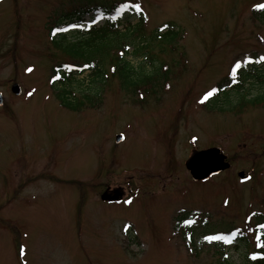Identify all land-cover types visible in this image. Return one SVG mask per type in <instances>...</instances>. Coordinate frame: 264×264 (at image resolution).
Masks as SVG:
<instances>
[{
  "label": "rangeland",
  "instance_id": "rangeland-1",
  "mask_svg": "<svg viewBox=\"0 0 264 264\" xmlns=\"http://www.w3.org/2000/svg\"><path fill=\"white\" fill-rule=\"evenodd\" d=\"M112 1L143 7L146 34L180 28L178 52L152 47L172 70L170 87L143 100L111 80L102 104L75 114L49 84L51 69L66 59L51 31L85 0H0V264H217L207 237L234 230L248 245L225 252L244 264L263 253L255 221L264 220V104L250 102L242 114L218 109L251 100L264 85L251 80L241 92L204 97L233 86L225 82L234 78L232 65L255 52L264 58V26L251 21V8L264 0ZM85 26L60 31L74 39ZM16 82L20 97L12 95ZM117 134L125 137L119 145ZM214 146L231 169L194 182L185 163ZM107 187L124 188L133 203H102ZM182 213L190 233L177 222Z\"/></svg>",
  "mask_w": 264,
  "mask_h": 264
},
{
  "label": "trees",
  "instance_id": "trees-1",
  "mask_svg": "<svg viewBox=\"0 0 264 264\" xmlns=\"http://www.w3.org/2000/svg\"><path fill=\"white\" fill-rule=\"evenodd\" d=\"M135 4L138 3L85 0L83 6L72 4L67 15L64 14L63 19L57 20V25L51 31L55 32L52 42L65 53L66 59H60L52 68L53 76L50 86L62 107L77 113L85 106L93 107V105L102 104L103 93L111 80L120 83L122 89L134 98L139 97L143 100L151 99L152 96H157L158 93L170 87L169 80L173 76L172 70L158 62L157 53L152 47L157 45L162 49V54H164V50L169 51L170 48L171 51L178 52L176 50H178L177 41L181 35L180 28L167 29L161 34H158V31H154V34H146L144 8L140 6L138 9ZM121 8L123 10H120ZM77 11H79L78 14ZM252 12L254 18H251V21L255 24L260 23L263 27L264 9L259 10L256 7ZM94 14H98L104 21L100 27L94 22ZM87 16L91 21L85 28H81L75 33L77 36H74V39H67L68 35L61 33L60 30L71 23L86 24L87 21L84 18ZM122 25L126 27L125 32H121ZM7 54L14 59L15 55ZM257 59L258 55L256 54L246 57L243 64H240L237 69L234 78L225 79V82L230 83L232 79L236 78L237 83L231 88L222 90L221 94L243 91L246 81L254 80L264 85V77L259 73L260 70L264 71V68L257 65ZM241 99L242 101L234 106L230 105L229 109L220 108L218 111L221 113L235 111L242 114L250 108L248 107L250 102L255 105L264 104V93L256 94L249 101L243 96ZM225 100L230 104L228 97ZM260 216L256 217L257 222L255 221V223L260 229L257 230L258 240H262L261 251L263 253L256 254L251 259L247 257L244 264H264V228L260 227L264 225V220ZM177 222L180 227H186L184 232L190 233L188 230L191 229L189 224L191 220L187 213L180 214ZM240 231L242 230H234L227 236H225L226 233L219 234V236L223 234L224 237H228V240L207 241L206 245H213L214 249H217L216 253L220 255L217 264H233L228 261L229 253L225 252L227 246H236L242 242H245L246 246L248 245V237L240 234ZM189 240L193 246L196 245L193 235L189 237ZM204 243L202 242V244Z\"/></svg>",
  "mask_w": 264,
  "mask_h": 264
},
{
  "label": "water",
  "instance_id": "water-1",
  "mask_svg": "<svg viewBox=\"0 0 264 264\" xmlns=\"http://www.w3.org/2000/svg\"><path fill=\"white\" fill-rule=\"evenodd\" d=\"M15 93H20L21 88L16 85L13 87ZM3 104L2 95L0 94V105ZM120 141L122 137L118 136ZM192 158L186 163V167L191 172L192 178L195 180L204 181L209 179L211 176L225 171L230 167L229 163L226 161L227 157L222 155L218 148L203 150V152H195L192 154ZM239 176L244 177L243 173ZM120 190L114 191V196L110 195L108 192L102 196L103 201L117 199L121 196L118 192Z\"/></svg>",
  "mask_w": 264,
  "mask_h": 264
},
{
  "label": "snow or ice",
  "instance_id": "snow-or-ice-1",
  "mask_svg": "<svg viewBox=\"0 0 264 264\" xmlns=\"http://www.w3.org/2000/svg\"><path fill=\"white\" fill-rule=\"evenodd\" d=\"M135 7L139 9L140 5L137 4V5H135ZM258 7L264 9V5H259ZM73 27H77V25H74ZM239 67H240V65L236 64V66L232 69L233 76H235L236 71H237V69ZM29 71H31V69H29ZM215 92H216V89H212L211 91L207 92L205 94L204 100L209 99L211 96H213L215 94ZM260 227L264 228V225H261ZM207 239L212 241V240H228L229 238L228 237H224V236H212V237H207Z\"/></svg>",
  "mask_w": 264,
  "mask_h": 264
}]
</instances>
